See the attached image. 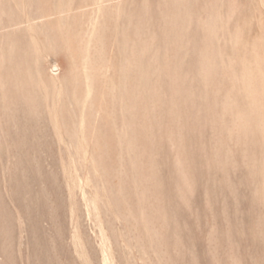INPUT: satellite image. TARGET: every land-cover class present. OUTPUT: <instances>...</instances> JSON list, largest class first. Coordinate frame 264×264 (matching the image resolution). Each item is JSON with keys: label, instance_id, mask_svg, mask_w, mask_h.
Segmentation results:
<instances>
[{"label": "rangeland", "instance_id": "374dc122", "mask_svg": "<svg viewBox=\"0 0 264 264\" xmlns=\"http://www.w3.org/2000/svg\"><path fill=\"white\" fill-rule=\"evenodd\" d=\"M0 264H264V0H0Z\"/></svg>", "mask_w": 264, "mask_h": 264}]
</instances>
